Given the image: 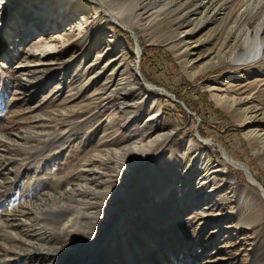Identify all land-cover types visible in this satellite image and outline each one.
Segmentation results:
<instances>
[{"label": "rangeland", "instance_id": "obj_1", "mask_svg": "<svg viewBox=\"0 0 264 264\" xmlns=\"http://www.w3.org/2000/svg\"><path fill=\"white\" fill-rule=\"evenodd\" d=\"M237 1L229 3L232 8ZM260 1L251 13L258 21L264 11ZM45 2L55 0H0V264L9 259H18L13 264H92L95 256H100L95 264L261 261L264 199L238 165L264 187V146L246 138L242 117L218 107L208 86L230 82L247 94L258 93L264 89V66L237 70L227 61L194 75L186 64L189 55L179 54L165 27L145 33L112 19L83 49L80 43L98 19L94 9L76 1L63 8L55 3L47 12ZM59 23L67 34L52 43L58 49L52 65L28 64L27 47ZM217 28L223 27L207 26L193 39L213 37ZM107 43L112 54L96 61ZM212 47L208 42L196 53L206 58ZM110 56L122 69L132 67L128 73L139 80L124 100L120 93L101 96L111 74ZM28 66L33 72L22 71ZM134 103L136 109L127 107ZM153 104L161 110L159 122H148ZM162 132L173 134L159 141L132 174L122 171L123 162L117 169L110 151ZM101 157L107 159L100 166L104 172L93 176L100 192L93 190L81 204L67 188L85 185L91 176L79 171L99 166ZM202 177L207 180L201 186ZM202 194L206 200L196 205ZM80 206L94 217L84 216L65 231L57 216L30 214L39 207ZM7 214L23 226H7ZM39 240L55 258H19L41 250Z\"/></svg>", "mask_w": 264, "mask_h": 264}, {"label": "bare ground", "instance_id": "obj_2", "mask_svg": "<svg viewBox=\"0 0 264 264\" xmlns=\"http://www.w3.org/2000/svg\"><path fill=\"white\" fill-rule=\"evenodd\" d=\"M76 1H81L86 7L93 8L98 15L97 21L92 22L89 33L85 36L84 41L80 43L83 49L86 44L90 43L91 37L96 38L98 36L101 26L106 24L105 22L109 19H112L116 23L121 21L129 27L136 25L145 33H148L154 27H165L167 31L166 34H170L169 38L173 43V47L177 49L179 54L189 55L186 57V64L195 70V72L192 73L194 75L205 74L217 69L227 61H233L236 64L234 69L237 70H241L242 68L253 70L264 66V11L262 12L263 17L260 21L251 16L252 11L258 10L260 7L262 2L260 0H238L234 3L233 8L229 3L235 0H55L54 3L45 2L47 5L46 11L50 12L49 8H52L55 3L59 4L60 8H63V6L71 5ZM41 7H44V5L41 4L40 8ZM8 9H10V7H8ZM8 9H6V11ZM52 19H54V17ZM210 25L223 27L221 30L217 28L215 31L216 34L213 35V37L212 35L210 36L214 39L213 41H210V37H205V39L201 37L197 40L193 39V36L198 35L203 29ZM48 32H51L48 37L39 36L38 40L32 45H29V47H27L28 49L25 50L28 64H33L38 60L42 66L52 65L51 63L54 61L52 56L58 53V49L52 43L55 44L58 41L59 43L62 42L67 33H65V28H62L60 23L57 27L51 26ZM208 42L212 43L213 47L210 48L209 54L205 58V56L199 55L196 52L199 46ZM110 49V44L107 43L99 53L96 61L111 55L112 52ZM114 57L115 56H110L106 63L107 66H111L112 68L111 74L106 76V78L104 77L105 81L101 87V90H105V93L101 95L104 100L110 98L114 93H120V95L122 94L125 96L123 98L124 100L128 95L135 92L138 85H140L136 75L134 73H128L129 70L132 71V67L122 69L120 64H116V59H114ZM202 59L208 60L205 61ZM202 62L204 64L198 66V64ZM24 69L26 70H22L23 72H33L35 68L28 66ZM225 83L226 84L222 86H208L209 90L212 92V99L216 102L218 107L225 109L232 115L235 114L237 117H242L246 138L257 140L264 146V89H259L258 93L247 94L245 90L242 89V86H235L234 84H230V82ZM101 90L99 91L101 92ZM136 96L137 94L134 95V97ZM126 104H128V102H125L123 105ZM130 105H127V107H131L134 110L137 108L138 103ZM154 106L156 109L153 112L155 113H150L151 117L148 119V122L153 120L158 121L160 118L159 114L161 110L156 107V105ZM146 132L148 131L144 133ZM172 134L173 132H162L145 143V139L143 140V138H140L133 141L131 144L129 143L123 147L110 151L109 154H114L116 156L115 158L118 159L115 162L117 169L121 168L120 164L123 162L124 167L122 166V171L127 175L132 174L135 169L141 165L142 160L148 156L153 147L159 141L168 138ZM17 137L21 140L25 139L21 136ZM101 160L102 163H99V166L92 169L89 168L90 166L83 167V169L79 171V176L86 175L91 176V178H89L87 182L85 181V185H76L77 187L71 188L72 190L69 192V188H67L66 194L70 195L73 191L75 195H79L82 198L81 204H85L86 202L83 203V199H87L89 193H92L93 190L100 192L97 190V187L101 183H96V181H94L95 177L93 178V176H97L104 172L100 166H103V163L107 162V159L101 157ZM238 167L246 172L249 181L261 191L264 199L263 185L256 181L245 165L239 164ZM206 180V177H202L199 184L202 186L206 183ZM206 196L207 195L204 194L198 196L196 198V205L203 204L206 200ZM39 208L36 210L34 209L30 214L34 217L40 216L42 213L48 217L57 216L58 219H60L59 226L64 229V231L65 227L71 226V228H75L78 226L82 217H94L95 215L94 213H87L81 206L77 208L65 207L59 210L48 208L49 210L47 211H44L45 209L39 210ZM28 210H30V208ZM4 218L6 219L4 223L13 229L18 230L24 224V221L18 220L9 214L5 215ZM38 224H40V222ZM38 246L41 250L36 251L35 249L33 252L21 255V257L19 256V258L30 259L37 256L39 260V258L51 259L53 256L54 258L56 257L51 251L44 248L42 240L37 241V247ZM95 246H97V244ZM199 256L196 258L197 261L200 260ZM99 257H93L94 260L92 264L97 263ZM17 260L18 259H9L3 264H13ZM258 262L264 264V258L261 261L254 260L253 264Z\"/></svg>", "mask_w": 264, "mask_h": 264}, {"label": "water", "instance_id": "obj_3", "mask_svg": "<svg viewBox=\"0 0 264 264\" xmlns=\"http://www.w3.org/2000/svg\"><path fill=\"white\" fill-rule=\"evenodd\" d=\"M177 102H179L182 106H183V108L187 111V109H186V107L184 106V103L183 102H180V101H178L177 100ZM188 112V111H187ZM190 115L192 114V113H190V112H188Z\"/></svg>", "mask_w": 264, "mask_h": 264}]
</instances>
